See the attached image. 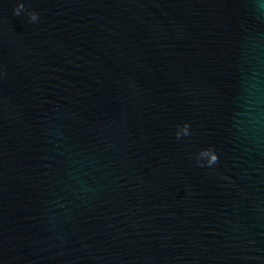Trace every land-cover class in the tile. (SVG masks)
Masks as SVG:
<instances>
[{
  "label": "water",
  "instance_id": "1",
  "mask_svg": "<svg viewBox=\"0 0 264 264\" xmlns=\"http://www.w3.org/2000/svg\"><path fill=\"white\" fill-rule=\"evenodd\" d=\"M0 264H264V0H0Z\"/></svg>",
  "mask_w": 264,
  "mask_h": 264
},
{
  "label": "clouds",
  "instance_id": "2",
  "mask_svg": "<svg viewBox=\"0 0 264 264\" xmlns=\"http://www.w3.org/2000/svg\"><path fill=\"white\" fill-rule=\"evenodd\" d=\"M22 10H24V4L21 3L17 8L14 9V14L19 15ZM29 16L31 18V21H36L38 19V14H36V13H29ZM184 134L185 135L188 134L187 126H185V128H184ZM177 136L179 137V133H177ZM199 155H200V157H209V160H208L209 166L215 164L218 160L217 155H215L213 150H211V149L202 151ZM201 166H203V165H201Z\"/></svg>",
  "mask_w": 264,
  "mask_h": 264
}]
</instances>
